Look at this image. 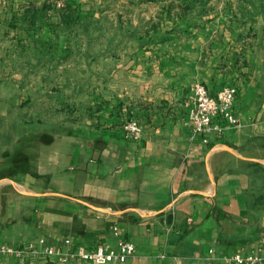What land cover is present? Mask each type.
Returning a JSON list of instances; mask_svg holds the SVG:
<instances>
[{"label":"crops","instance_id":"1","mask_svg":"<svg viewBox=\"0 0 264 264\" xmlns=\"http://www.w3.org/2000/svg\"><path fill=\"white\" fill-rule=\"evenodd\" d=\"M50 42L39 93L107 106L1 135L0 238L32 248L0 264H93L70 253L122 239L135 255L105 264L264 257V0H0V103L15 97L16 45L31 68ZM79 48L86 59L63 58ZM196 82L236 87L237 121L206 140L188 123ZM42 240L68 261L41 254Z\"/></svg>","mask_w":264,"mask_h":264},{"label":"rangeland","instance_id":"2","mask_svg":"<svg viewBox=\"0 0 264 264\" xmlns=\"http://www.w3.org/2000/svg\"><path fill=\"white\" fill-rule=\"evenodd\" d=\"M182 2L184 4L176 5H186L188 7V4H186L184 1ZM191 5L192 7H198L200 4ZM89 37L90 35L87 36L84 34L83 36L74 37L73 40L75 43L80 45L82 41H86ZM100 41H102V36L97 38V42ZM50 43L51 44L46 47L47 51L42 52V54L40 52L39 55L32 56L35 59V63L31 68L23 66L24 61L27 62V60L31 59H27V56L23 53V51L19 53L18 50L22 46L20 44L16 45L15 60L16 64L19 65H16L15 68V97L12 100L9 99L8 102L0 103V106H3L2 108L8 107L9 109L6 114L1 113L2 110H0V140L1 135L4 133L13 135L15 139L19 138V135H21L23 132V124L29 123L31 124L32 129H37L44 122L50 126L56 121H84L87 119V117L94 120L95 117H97V115L94 113L100 111L104 104L105 107L107 106L103 100L74 98L56 99L54 95L45 96L39 93L38 88H41L38 84V79L43 78L44 73H46L48 69H52V67L46 66L45 60H54L55 52H57L53 46V43ZM110 53L112 58H114V56L117 54V52L113 51ZM63 55V58H87V52H85V50H80V48L79 50H73L68 53L63 52ZM94 59H101V56H96ZM25 72H27V76H24ZM23 79H25V81ZM46 86L48 89H50L52 85L47 83ZM52 91H54V89ZM27 93H29L31 96H26ZM23 94L25 95L22 96ZM7 128H13V130L7 131ZM33 133L34 132H32V134Z\"/></svg>","mask_w":264,"mask_h":264},{"label":"built area","instance_id":"3","mask_svg":"<svg viewBox=\"0 0 264 264\" xmlns=\"http://www.w3.org/2000/svg\"><path fill=\"white\" fill-rule=\"evenodd\" d=\"M236 98V87L230 84L221 87L216 95H212L208 88L202 82H196L192 87L191 109L188 116V123L192 125L194 138L197 134L206 136L210 133H222L225 129L220 120L228 122H236L237 119L234 114V103ZM143 129V124L135 118H129L124 123V130L127 137H137ZM204 140L205 137L203 138ZM117 227L115 231L117 232ZM42 247L39 249L44 256L51 257L58 255L63 262L68 261L69 254L57 250L54 246L45 243L42 240ZM66 242H70L69 239ZM32 246L25 248H16L13 246H6L0 238V256L14 255L22 257ZM137 247L135 242L131 240L122 239L119 241L117 247H110L104 244H98L94 247L79 246L71 255L89 260L93 264H105L108 262L125 261L136 253ZM34 251H38L35 249ZM226 260L232 264L246 263V264H264V257L259 254L243 255L240 253L227 256Z\"/></svg>","mask_w":264,"mask_h":264}]
</instances>
